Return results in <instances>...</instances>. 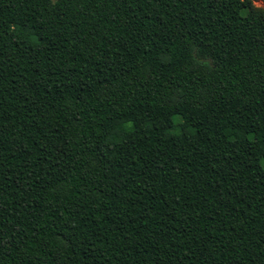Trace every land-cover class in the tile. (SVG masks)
I'll use <instances>...</instances> for the list:
<instances>
[{"label": "trees", "instance_id": "16d2710c", "mask_svg": "<svg viewBox=\"0 0 264 264\" xmlns=\"http://www.w3.org/2000/svg\"><path fill=\"white\" fill-rule=\"evenodd\" d=\"M263 161L253 0H0V264H264Z\"/></svg>", "mask_w": 264, "mask_h": 264}, {"label": "rangeland", "instance_id": "374dc122", "mask_svg": "<svg viewBox=\"0 0 264 264\" xmlns=\"http://www.w3.org/2000/svg\"><path fill=\"white\" fill-rule=\"evenodd\" d=\"M254 4L256 6H262L264 7V3L261 0H253ZM263 165H264V161H263Z\"/></svg>", "mask_w": 264, "mask_h": 264}]
</instances>
